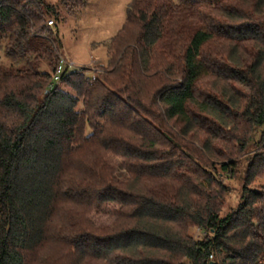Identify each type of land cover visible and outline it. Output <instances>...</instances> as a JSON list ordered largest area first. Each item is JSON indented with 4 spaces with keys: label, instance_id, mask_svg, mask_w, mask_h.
I'll return each instance as SVG.
<instances>
[{
    "label": "trees",
    "instance_id": "1",
    "mask_svg": "<svg viewBox=\"0 0 264 264\" xmlns=\"http://www.w3.org/2000/svg\"><path fill=\"white\" fill-rule=\"evenodd\" d=\"M61 21L45 0H0V264H264V0L134 1L104 75L62 78L74 94L50 87ZM212 80L247 95L201 94ZM196 130L262 150L224 217Z\"/></svg>",
    "mask_w": 264,
    "mask_h": 264
},
{
    "label": "rangeland",
    "instance_id": "2",
    "mask_svg": "<svg viewBox=\"0 0 264 264\" xmlns=\"http://www.w3.org/2000/svg\"><path fill=\"white\" fill-rule=\"evenodd\" d=\"M45 1L49 5L58 7L60 10L62 21L57 26L59 32L58 39L61 43L59 55L76 66L77 70L74 72H83L86 77L94 78L104 75V70L109 67L110 58L112 56L115 57L113 50H116L119 46L123 49L122 46L124 45H121L120 42H117V46L113 42L117 40V36L125 28L128 22L129 9L133 5V2H139L140 0H82L80 5L74 4L70 0ZM165 1L172 2V0ZM133 22L136 21L133 20L131 23ZM133 26L131 24L127 25L129 28L131 27L130 30ZM138 29V26H134V36L137 34ZM131 38V40H134L133 37ZM2 63L6 62L4 56L1 54L0 64ZM40 67L42 71L52 72V68L49 67L46 61H41ZM225 84L228 85L230 93L233 96L241 98L247 95L248 90L236 86L234 83H221L217 80L210 82L203 81L199 85V91L205 96H214V94L217 95L219 93V89H223ZM57 87L74 94L63 83ZM77 110L81 111L82 105H79ZM194 113L198 112L194 111ZM228 130H231V128ZM195 133L194 140L192 139L191 141L189 139V143L199 146L205 140L204 143L206 145H211L213 153L209 154L207 152L210 157L208 171L216 173L218 178L222 179L224 184L229 188V194L221 213V216L224 217L232 211L237 210L240 205L244 174L250 163L254 160L255 155L262 153V150L252 147L250 152L243 155L239 151L238 144L233 142L226 133L223 135V132H215L213 135L214 139H210V137L206 139L202 133H198V136L197 130ZM219 137H223L224 140L219 141L217 139ZM259 137L260 134L256 135L254 141L258 142ZM206 145H204V148ZM199 148L202 149V146H199ZM112 159L115 170L119 171L120 175L119 166L122 165L123 160L116 157ZM231 162L235 165L234 174L222 173L220 169L222 163L227 164ZM252 187L264 190V173L260 175ZM114 211H117V209L112 206H108L105 209L101 208L93 213V221L99 226L110 225L116 219ZM190 234L194 239H202L204 237V233L198 229L192 230Z\"/></svg>",
    "mask_w": 264,
    "mask_h": 264
},
{
    "label": "built area",
    "instance_id": "3",
    "mask_svg": "<svg viewBox=\"0 0 264 264\" xmlns=\"http://www.w3.org/2000/svg\"><path fill=\"white\" fill-rule=\"evenodd\" d=\"M51 24L52 23L50 22L49 25ZM75 70H77V68L76 66H74L73 63L67 61L62 56H60L58 66L54 74V83L52 84L51 88H55L56 86H59L62 83V78L65 75L74 72Z\"/></svg>",
    "mask_w": 264,
    "mask_h": 264
}]
</instances>
